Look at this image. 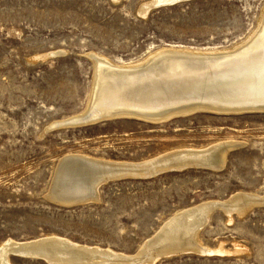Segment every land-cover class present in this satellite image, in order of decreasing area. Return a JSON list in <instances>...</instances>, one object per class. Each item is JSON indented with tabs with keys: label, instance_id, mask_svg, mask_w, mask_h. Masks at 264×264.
<instances>
[{
	"label": "rangeland",
	"instance_id": "rangeland-1",
	"mask_svg": "<svg viewBox=\"0 0 264 264\" xmlns=\"http://www.w3.org/2000/svg\"><path fill=\"white\" fill-rule=\"evenodd\" d=\"M156 1L0 0V247L58 236L134 256L183 210L239 193L264 197V113L199 112L163 124L116 119L48 129L84 112L94 80L89 55L132 65L164 48L231 49L252 35L264 11V0H184L152 8ZM58 51L63 55L53 57ZM222 142L238 144L221 171L170 166L155 177L120 178L99 188L98 202L81 206L46 198L65 155L143 164ZM262 206L244 216L218 207L199 234L209 253L155 264H264ZM9 263L48 264L12 254Z\"/></svg>",
	"mask_w": 264,
	"mask_h": 264
},
{
	"label": "bare ground",
	"instance_id": "bare-ground-1",
	"mask_svg": "<svg viewBox=\"0 0 264 264\" xmlns=\"http://www.w3.org/2000/svg\"><path fill=\"white\" fill-rule=\"evenodd\" d=\"M58 54L63 55L59 51L52 55ZM89 58L94 64L93 89L84 112L72 118L85 114L93 118L123 114L148 123L163 124L173 118L199 112L228 114L264 109V11L252 35L231 49L193 51L164 48L132 65H117L96 54L89 55ZM112 95L116 96L111 98ZM54 124L48 129H52ZM234 144L222 142L201 150L182 148L147 162L148 159L143 164L116 163L81 154L65 155L59 163L66 158L76 159V170L81 166L78 162L87 164L81 169L84 170L83 177L77 179L75 185L94 202L99 199L98 190L107 179L146 176L154 174V169L165 170L170 166L176 171L178 167L188 165L223 169L229 149L236 148ZM64 188L72 187L68 184ZM261 204H264V197L239 193L227 202L213 201L183 210L144 242L134 256L80 245L58 236H45L23 242L7 240L0 247V264H10L9 255L12 253L40 256L48 264H155L174 255L209 253L203 247L199 234L213 210L220 207L225 213L235 212L244 216L253 206L260 207Z\"/></svg>",
	"mask_w": 264,
	"mask_h": 264
},
{
	"label": "water",
	"instance_id": "water-1",
	"mask_svg": "<svg viewBox=\"0 0 264 264\" xmlns=\"http://www.w3.org/2000/svg\"><path fill=\"white\" fill-rule=\"evenodd\" d=\"M181 1H184V0H159L158 2L152 3L151 7L171 5V4L179 3ZM115 96L116 95H112L110 97L114 98ZM254 112L264 113V109L230 112L228 114H235V113L243 114V113H254ZM116 119H136L139 121H144V119H140L134 116H127L123 114L110 115V116H104V117L102 116V117H97V118H93L92 115L85 114L84 116H81L80 118H72L70 120L56 122L54 126H52L51 128L55 129V128L89 126V125L100 124V123L107 122V121H113ZM144 122H147V121H144ZM78 161H80V159ZM76 162H77L76 159L66 158V159H62L61 162L56 167V170H55V173L52 179V183H51V186L49 188L46 198L58 206L74 207V206L85 205V204L92 202L90 201L91 199H88L87 196L82 192V190H79V188H77L75 185V183L78 181L77 179L83 177L84 170H81V169H84L86 168L85 166H87V164H84L83 162H78L79 163L78 165H81V166H77V170H76L75 168L76 164H74ZM221 168L222 167H219L217 169H221ZM162 170L154 169L153 170L154 174H150L146 176H134V175L132 176L131 175L127 177H149V176H154L162 172ZM112 180H116V179H113V178L107 179L106 181H103V183H107ZM68 184H70L72 188L65 189L64 187ZM96 201L97 200H95L94 202ZM13 255L23 257V258L40 259L46 262V259L40 256L24 255L21 253H15Z\"/></svg>",
	"mask_w": 264,
	"mask_h": 264
}]
</instances>
